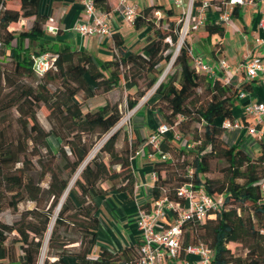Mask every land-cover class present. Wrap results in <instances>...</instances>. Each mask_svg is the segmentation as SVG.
Here are the masks:
<instances>
[{"label": "trees", "instance_id": "trees-1", "mask_svg": "<svg viewBox=\"0 0 264 264\" xmlns=\"http://www.w3.org/2000/svg\"><path fill=\"white\" fill-rule=\"evenodd\" d=\"M39 1L0 0V56L10 60L0 59V211L6 207L17 212L22 201L34 204L21 210L13 222H0V264H37L44 245L42 264H134L140 244L115 251L104 246L96 250L99 218L95 197L110 189L124 192L127 198L133 196L131 157L140 144L133 131L132 138L125 136L118 145L119 129L109 133L121 117L118 103L97 96L99 90L105 94L131 84L135 90L126 93V105L128 109L136 106L158 81L163 64L173 57L177 10L163 4L142 7L133 22L134 28L145 29L141 49L128 51L119 33H114L112 58L99 60L67 44L56 47L45 33L48 16L38 11ZM201 1L195 0L194 6ZM208 1V11L221 12L227 0ZM93 2L100 10L110 11L109 0ZM236 6L231 8V17L239 14ZM26 17H33L29 29H10ZM163 22L165 28L160 27ZM203 28L208 35L224 31L221 21L205 23ZM188 46L186 42L180 47L152 93L157 96L153 107L160 122L171 131L159 145L170 158L151 162L156 175L151 202L166 198L182 203L176 192L183 184L221 196L220 207L209 211L203 222L193 218L183 222L180 253L187 245L203 244L212 250L211 264H264V192L260 187L264 140H257L259 151L251 156L239 144L224 140L222 126L224 119L234 120L233 103L252 80H246L243 72L228 83L210 79L195 71ZM45 51L55 54L54 65L38 75L31 55ZM172 65L178 75L168 73ZM203 82L208 98L198 101L193 96ZM42 107L48 129L37 117ZM177 116L201 123V131L187 138L186 130L177 126L182 124ZM176 130L191 147L173 139ZM105 134L102 145L91 151ZM49 135L60 139L58 152L51 149ZM190 152L194 156L188 161L185 156ZM213 157L227 163L226 178L221 182L205 176ZM238 246L242 252H237Z\"/></svg>", "mask_w": 264, "mask_h": 264}, {"label": "crops", "instance_id": "crops-1", "mask_svg": "<svg viewBox=\"0 0 264 264\" xmlns=\"http://www.w3.org/2000/svg\"><path fill=\"white\" fill-rule=\"evenodd\" d=\"M128 1L135 6L137 13L142 7L150 4L173 6L172 0ZM109 3L111 8L108 12L111 15L112 32L103 37L81 36L72 29L83 13L80 0H40L38 11L48 16L46 20L48 24L57 27L56 33L45 31L47 37L54 41L56 47L67 44L73 49L85 50L95 55L99 60H107L111 59L113 55V34L119 33L128 51H139L145 43L144 27L136 29L133 24L125 22L115 9L116 0H109ZM233 6L236 5H232V8ZM236 7L239 9L238 16L231 17V24L223 23L222 34L208 35L201 26L198 32H193L187 41L190 47L191 44L198 46L199 50L194 53L202 56L203 61L211 66L216 67L220 59H225L229 65L227 73L232 76L241 72L244 74L243 64L247 58L260 56L264 59V53L261 51L264 46V29L259 27V21L264 19V0H254L250 4ZM32 21L33 17L20 18L15 25L10 26V29L16 32L27 30ZM209 22H218L217 11H207L204 24ZM216 35H218L217 38ZM262 79H264V72L251 81L250 87L246 89L247 96L245 98H237L234 101L232 112L235 120L244 121V124L249 123L250 119L244 117V103L248 100L264 101V81ZM123 88H127L130 93L135 90V86H131V84L124 85ZM156 100V95L149 94L133 115V129L140 143L137 149L138 153L131 158V166L135 174L133 196L127 198L124 192L110 189L105 195L95 197L99 218L96 250L99 246H104L115 251L141 243V233L136 226L138 210L142 207L150 209L153 206L150 197V189L154 182L152 160L147 157L149 147L145 141L160 123L158 113L153 107ZM248 135L253 136L245 127L225 128L223 131L224 140L229 144H239L240 148H245L244 141ZM257 150L259 151V147ZM105 186L107 185L105 184ZM197 260L196 254L183 252L177 258H171L165 254L159 264H195Z\"/></svg>", "mask_w": 264, "mask_h": 264}, {"label": "built area", "instance_id": "built-area-1", "mask_svg": "<svg viewBox=\"0 0 264 264\" xmlns=\"http://www.w3.org/2000/svg\"><path fill=\"white\" fill-rule=\"evenodd\" d=\"M253 1L227 0L224 2L225 8L223 11L218 12V22L231 24L230 12L232 5L250 4ZM80 2L83 13L72 29L81 36L103 37L110 35L112 32L110 13L100 10L93 0H80ZM194 2L195 0H172L174 8L178 12L176 54L180 47L186 44L190 35L198 31L206 20V13L210 6L209 1L202 0L196 6H194ZM115 9L125 22L133 24L137 14L133 4L128 0H117ZM156 13L158 14V12ZM259 27L264 29V19L259 21ZM44 29L48 33H56L57 31V27L48 24L47 21ZM187 50L195 71L206 74L210 79H219L224 83L229 82L232 75L227 73L229 65L225 59H220L215 67L205 63L202 56L195 54L190 46ZM261 51L264 53V46H262ZM31 57L32 68L38 75L45 73L54 65L55 54L51 51L31 55ZM243 69L246 80L256 79L261 72H264V59L260 56L249 57L244 62ZM158 84L155 85V88ZM246 96L247 91L241 90L237 98L242 99ZM243 111L244 117L250 119L249 123L244 124V121L224 119L222 126L228 129L245 127L256 140H264V101L248 100L243 105ZM170 131L171 128L168 125L160 122L156 129L147 136L145 143L149 147L147 152L149 159L168 160L170 158V154L162 153L159 148L160 141ZM172 137L185 147H191L192 145L188 140L182 139L177 130L173 132ZM136 153H138L137 150ZM152 177L155 180L156 175L154 172H152ZM260 187L261 191L264 192V177H262ZM176 193L183 200L182 203L161 198L155 200L150 209L139 208L136 226L141 233V243L139 257L134 264H159L165 254L171 258L179 257L183 222L190 218L203 222L209 211L218 209L222 204L221 196H211L204 188H194L190 184L181 185ZM183 252L196 254L198 260L195 264H211L212 250L203 244L187 245L183 248Z\"/></svg>", "mask_w": 264, "mask_h": 264}, {"label": "rangeland", "instance_id": "rangeland-1", "mask_svg": "<svg viewBox=\"0 0 264 264\" xmlns=\"http://www.w3.org/2000/svg\"><path fill=\"white\" fill-rule=\"evenodd\" d=\"M8 4L13 5V2L10 1V2H8ZM173 19L175 21V24L177 25L178 12H176V15L173 17ZM21 26H23V25L21 24ZM166 26H167L166 22H163L160 25V27H162V28H165ZM197 32L198 31H195L194 33H197ZM215 37L217 38L218 35H216ZM177 42H178V40H177ZM177 42L173 46V54L175 53V48H176ZM191 49L193 52H196L199 50L198 46H196L194 44H191ZM0 59L3 60V62H5V63H9V61H10L9 58L6 56H0ZM173 60H174V57H173ZM168 65H169V62L163 64L162 72L159 75L160 77L158 76L159 81H161L160 79H162L163 72H165L164 70H165L166 66H168ZM7 66L10 67V64H8ZM168 73H170V74L176 73V75H178L177 69L173 65L171 66ZM27 81L30 82L29 80H27ZM154 90H155V85L150 87L145 92V94L138 100L136 106L132 109H128L127 105H126V93L128 92L127 88H123V87L122 88H115V89H112L111 91H109L105 94H101L102 93L101 90L98 91L99 96H97V98L104 96L107 98V100L110 103H114V102L118 103V108L120 110L121 117H120L119 121L117 122V124L109 131V133H110L112 131L119 129L118 145L122 144V138L123 137H125V136H127L128 138L133 137V134H134L133 133V131H134L133 130L134 111L145 101L146 97L149 94L154 92ZM195 91L196 92H195V95L193 96V98L197 99L198 101H204L208 98V92L204 87V82ZM99 100H100V98H99ZM13 113H14V115H16V112L14 110H13ZM45 115H46V109L44 107L40 108L37 111V117H38L39 122L41 123L42 126H44L46 129H48L49 125H48V122L45 118ZM176 121L177 122L181 121V123H182L181 125H178L177 122H176V124L179 128L183 127L186 130L187 133L185 135L189 139H192L195 134H198L201 131V123L194 122L193 120H191L189 118H183L182 116H177ZM107 134L103 135L102 138H100L99 140L96 141V143L93 145L91 151H93L94 149L96 150V148L98 149L102 145ZM48 142H49V145H50L51 149L53 150V152H58L59 147H60V139L54 135H49L48 136ZM174 144L177 145L175 142H174ZM244 146H245V148H242V149L245 150L249 155L255 156L258 153L257 149L259 147V143L254 136L251 137L250 135H248L246 141H244ZM193 148H190V149H193ZM193 156H194V153L190 152L185 156V159L190 161V160H192ZM226 166H227V163L223 159L218 158V157H213V158H211L210 164H209L210 170L208 173H206L205 176L208 178H215L221 182V181L225 180V178H226V170H225ZM189 168L190 167H188L187 169H189ZM182 171L183 170H181V169L178 170L179 173H182ZM172 182L174 183V181H172ZM33 205H34L33 202L22 201L21 203H19L17 212H13V210H11L10 208H6V207L3 208L0 211V222H5V223L13 222L15 219L18 218L19 212L21 210H23L24 208H31ZM56 210H57V207L54 208L53 215L56 212ZM12 235H14V234L12 233L8 236V239L6 240V244L10 243V240L13 237ZM47 236H48V233H47ZM231 247L234 248L235 245L231 244ZM45 250H46V247L44 245L43 249H42V253L38 259L37 264H42L43 259H44ZM236 250H237V252H242L243 249L238 246V248ZM1 263L5 264L6 261H3Z\"/></svg>", "mask_w": 264, "mask_h": 264}, {"label": "bare ground", "instance_id": "bare-ground-1", "mask_svg": "<svg viewBox=\"0 0 264 264\" xmlns=\"http://www.w3.org/2000/svg\"><path fill=\"white\" fill-rule=\"evenodd\" d=\"M176 52H177V50H175V53L173 54V57H175ZM173 57H172L171 61L169 62V65H168L167 69L169 68V66H170V64H171V62H172V60H173ZM167 69H166V71H167ZM166 71H165V72H166ZM165 72L163 73L162 77L164 76ZM160 80H161V79H160ZM116 127H117V126H116Z\"/></svg>", "mask_w": 264, "mask_h": 264}, {"label": "water", "instance_id": "water-1", "mask_svg": "<svg viewBox=\"0 0 264 264\" xmlns=\"http://www.w3.org/2000/svg\"><path fill=\"white\" fill-rule=\"evenodd\" d=\"M158 83H159V79H158V81L156 82V84H158ZM156 84H155V85H156Z\"/></svg>", "mask_w": 264, "mask_h": 264}]
</instances>
